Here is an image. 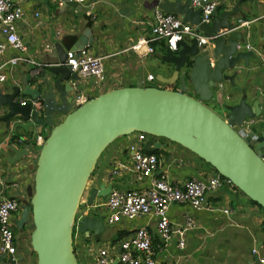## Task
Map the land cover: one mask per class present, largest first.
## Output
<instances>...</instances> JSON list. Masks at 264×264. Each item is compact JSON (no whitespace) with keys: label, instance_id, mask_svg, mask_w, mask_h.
Wrapping results in <instances>:
<instances>
[{"label":"water","instance_id":"water-1","mask_svg":"<svg viewBox=\"0 0 264 264\" xmlns=\"http://www.w3.org/2000/svg\"><path fill=\"white\" fill-rule=\"evenodd\" d=\"M245 1L251 2L236 0L230 10L224 9L223 3L217 4L209 23H201L200 9L189 6V0H154L146 5L149 10L158 8L178 15L182 23L194 26L193 34L179 41L176 51L166 48L155 77L157 83L166 86L178 82L176 91L145 86L139 81L135 86L90 98L72 110L69 93L79 79L64 65L66 51L56 45V62L35 77L34 87L24 81L22 92L16 88L11 94L0 93V107L7 108L2 120L7 125L14 121L25 131L32 129L34 134L38 127L49 128L36 158L30 203L23 207L15 223L16 229L22 230L31 221L30 246L36 264H78L72 239L77 210L92 206L97 198L104 200L112 188L99 184L89 190L85 204L80 205L87 181L106 148L133 133L146 134L144 151L158 153L167 162L171 153L160 140L179 145L264 210V130L254 146L248 137L242 138L234 130L261 115L262 99L258 97L248 105L244 94L229 104L226 102L231 99H223L217 89L223 82L233 85L237 72L230 71L240 63L248 66L253 55L242 48L243 34L232 21ZM67 5L78 7L74 2ZM219 30L228 33L198 45L195 34L211 37ZM91 45L90 31L86 29L71 50ZM20 95L28 100L22 101ZM34 101L39 102V108L32 107ZM215 101L220 104L222 116L206 105ZM56 116L63 119L53 125ZM11 150L15 155L12 161L27 154L25 150ZM76 225L78 233L86 238L92 235L95 240L105 231L100 215L87 213ZM260 245L258 242L255 252ZM8 263L14 264L11 257ZM247 264L264 261L255 253Z\"/></svg>","mask_w":264,"mask_h":264},{"label":"crops","instance_id":"crops-1","mask_svg":"<svg viewBox=\"0 0 264 264\" xmlns=\"http://www.w3.org/2000/svg\"><path fill=\"white\" fill-rule=\"evenodd\" d=\"M92 1V0H90ZM94 20L85 12L83 5L72 8L67 2L57 7L56 4L48 2L30 1L24 3V16L17 23V34L23 39L27 46V56L44 64H54L56 58L54 54L44 53L41 46L44 43H54L59 45L64 51L71 50L78 38L89 29L92 38V45L85 47L92 56H103L104 81L99 87L93 85L92 80L80 79L73 84V91L69 93L70 102L77 94L86 97L95 98L110 90L135 86L137 82L142 81L144 85L147 75H153L154 78L160 72L162 66V57L166 55L165 42L159 41L153 43L154 54L151 56L138 57L131 51L127 50L137 39L149 37L150 25L152 24L153 9L149 10L146 5L154 0H93ZM163 2L165 0H156ZM174 2L175 0H166ZM184 2L185 0H181ZM236 0H216L217 4L223 3L224 9L230 10ZM237 13L232 19L235 25L238 21L249 22L248 26L240 28L244 42L242 47L250 45L254 52L249 59L248 66L240 63L236 69L230 71L237 72L234 78V84L223 82L222 88L218 89L223 99L230 98L226 103L237 102L242 96L247 95L246 102L251 105L258 97L262 99L260 108L261 115L252 120H246L241 127H235L234 130L239 132L246 123L247 127L257 135L264 130V0H251L243 2L239 6ZM38 12V18L34 13ZM176 17L180 18L178 15ZM60 31L58 38H55V32ZM0 36V41H1ZM152 44V45H153ZM11 53V52H9ZM9 53H5L0 61L6 59ZM1 63V62H0ZM30 67L20 65L12 70H5L6 80L0 83V93L11 94L14 89L19 88L23 91V82L29 81L31 87L35 84L30 76ZM46 70V69H45ZM42 77V76H41ZM151 84V83H150ZM155 86L177 90L179 83L171 86L157 83ZM22 101L28 98L19 96ZM212 111L218 110L222 116L220 104L215 102L206 103ZM7 114L5 106L0 107V177L5 184L3 196L6 198H16L21 205L18 213L12 217L16 223L23 207L27 204L30 189L33 186L35 171V161L39 148L33 145L34 131L32 129L24 130L14 121L7 125L2 118ZM62 116H56L53 125L62 121ZM36 132L42 129L49 132V128H36ZM130 137H122L106 148L104 156L97 163L94 170L95 176L92 180V186L84 196V203L89 194V190L96 188L99 184L105 183L118 189H138L147 186L148 181L140 183L132 174H123L120 177L107 181V174L115 162H128L129 152L127 146ZM167 143L166 151L171 153L170 160L165 161L159 154V166L155 176L164 175L168 179L183 181L188 178L204 179L208 175L216 174L215 171L205 162L180 147L170 142ZM25 150L19 160L12 161L15 157L11 150ZM106 179V180H105ZM207 199L215 205L223 208H229L232 211L230 216H222L218 212L195 211L186 205H172L168 209V217L171 222L181 224L184 221V215H191L195 219V227L188 231L185 236V248L179 250L175 242H171L164 252H157L155 244L157 238L154 236L153 245L156 253V259L162 264H247L253 258L251 250H254L257 243L264 245V232L262 230L263 219L259 212L260 208L252 204L239 190L234 187L224 186L217 193L207 196ZM101 203L102 199H98ZM222 202V203H219ZM90 207V206H89ZM81 208V207H80ZM94 211L91 208L82 209ZM101 211H94L97 215ZM26 226V227H25ZM22 229V234L15 232L16 247L18 256L22 258L25 264H36V256L30 246V234L28 224ZM141 226H149V230L154 232V222L149 218L141 217L132 222H123L115 226H109L115 236L100 245L88 243L82 238L77 237L74 241V249L77 260L81 264H93V255L98 249H102L107 244H116L118 233H124L122 239ZM227 227H234L236 232L227 230ZM227 230V231H226ZM18 231V230H17ZM77 234H80L77 232ZM82 237L85 238L83 234ZM154 235V234H153ZM78 236V235H77ZM262 236V238H261ZM247 237L249 239L250 251L235 248L239 240ZM121 240V239H120ZM95 246V248H94ZM235 246V247H234ZM249 250V249H248ZM258 251V250H257ZM256 254L260 257V252ZM5 256L2 260L5 261ZM264 261L262 257H260Z\"/></svg>","mask_w":264,"mask_h":264},{"label":"built area","instance_id":"built-area-1","mask_svg":"<svg viewBox=\"0 0 264 264\" xmlns=\"http://www.w3.org/2000/svg\"><path fill=\"white\" fill-rule=\"evenodd\" d=\"M30 1L48 2L56 4L57 7L63 6L66 2H74L85 7V12L94 20L95 1L90 0H0V59L5 53L9 56L0 61V83L6 80L5 70H12L22 64L30 67V76L34 81L35 77L41 75L47 66L33 58L27 56V46L23 39L17 34V23L24 16L23 5ZM216 0H189V6L200 9L201 23H209L211 13L216 8ZM39 13L35 12L34 17L38 18ZM249 22L239 20L236 29L248 26ZM194 26L189 23H182L181 19L173 14L165 13L155 8L152 13V24L150 25L149 37L137 39L127 50L138 57L151 56L155 50L152 46L154 42L164 41L166 48L174 52L177 50V43L187 35H192ZM228 31L219 30L213 36L197 35L198 45L213 42L218 37L226 35ZM60 31L55 32L58 38ZM54 43H44L41 51L50 53L55 50ZM240 48V47H238ZM245 51L254 52L250 45L242 47ZM104 57L92 56L84 48L82 50H69L66 52L64 65L71 73H76L78 79L92 80L93 85L99 87L104 81ZM155 78L153 75L146 76V82L151 86ZM144 85V84H143ZM221 89V84L218 85ZM264 88V81H263ZM89 100L88 97L77 94L71 101L72 110L78 108ZM23 105L24 102H21ZM33 108H39L37 101L31 102ZM245 124V123H244ZM246 123L245 127L239 130L242 138L248 137L250 145L254 146L259 141V135L250 130ZM48 131L40 129L35 132L33 145L39 149L43 145ZM127 151L129 152L128 162H115L107 174V181L120 177L123 174H132L136 180L148 184L144 188L138 189H118L112 187L106 198L101 203L90 207L82 208L96 211L97 215H102L108 226H115L123 222H132L135 219L146 217L154 222V232L149 230V226H141L135 229L130 236L119 240L116 244H107L102 249H98L93 255V264H162L156 259L153 240L157 238L155 244L156 251L164 252L171 242H175L179 250L185 248V234L195 227V219L191 215H184L181 224L173 223L168 217V209L172 205H186L195 211L218 212L223 216H230L232 211L212 204L207 196L214 194L221 187L232 184L220 177L218 174L208 175L204 179L188 178L183 181L168 179L167 176H155L158 170L159 159L154 154L144 151V143L148 136L144 133L131 134ZM167 142V141H165ZM38 155V154H37ZM106 180V179H105ZM4 182L0 177V264H9L8 258L11 257L14 264H25L18 256L15 237V224L12 217L21 209L20 202L16 198H6L3 196ZM76 218V223L86 215V210ZM154 234V235H153ZM254 253L255 250L253 251ZM5 261L2 260L3 257Z\"/></svg>","mask_w":264,"mask_h":264},{"label":"rangeland","instance_id":"rangeland-1","mask_svg":"<svg viewBox=\"0 0 264 264\" xmlns=\"http://www.w3.org/2000/svg\"><path fill=\"white\" fill-rule=\"evenodd\" d=\"M150 85H152V86H155V85H157L156 84V81H154L153 83H151ZM162 85V84H161ZM215 112L216 113H218V110H215ZM48 134H46L45 136H47ZM116 141V140H115ZM114 141V142H115ZM162 143L164 142L162 139L160 140ZM113 142V143H114ZM167 143H165V145L163 146V148L165 149L166 147H167V145H166ZM105 153H106V151H105ZM104 153V154H105ZM104 154H102V156L100 157V159L104 156ZM262 158L264 159V153H263V155H262ZM100 159L98 160V162L100 161ZM94 171V170H93ZM94 176H95V174H93ZM93 175H91L90 176V178L88 179V181H87V184H86V187H85V190H84V194H83V196H82V198H81V201H80V205L81 204H83L84 203V196L87 194V192H88V189L92 186V180H93ZM217 193V192H216ZM32 194H33V186H32V188L30 189V192H29V197H28V200L27 201H29L30 199H31V196H32ZM98 199H100V198H97L96 199V203L97 202H99V200ZM26 201V202H27ZM219 203V202H218ZM220 203H222V202H220ZM219 203V204H220ZM25 204H27V203H25ZM27 205H29V204H27ZM27 205H25V206H27ZM82 211H81V208L79 207L78 208V210H77V213H76V218H78V216L80 215V213H81ZM93 213H94V211H89L88 212V215H90V216H92L93 215ZM259 214H260V216L262 217V219H263V224H264V210L262 211V212H259ZM223 216V215H222ZM102 221L104 222V225H105V231L99 236V242H98V244L97 245H100V244H102V243H104V242H106V241H108L109 239H110V236H115V232H113L112 231V229L106 224V222H105V218H104V216L102 215ZM31 226H32V224H31V221H29L28 222V227H29V230L32 232V228H31ZM26 227V226H25ZM24 227V228H25ZM228 229L227 230H231L232 232H236L237 233V229L236 228H234V227H227ZM226 230V231H227ZM24 231V229H22V230H16V233L18 234H22V232ZM78 235V236H77ZM77 237H79V238H82V240L83 241H86V242H88V243H96L95 241V238H94V236H90L89 238H84V237H82V235L81 234H77V225H76V223H74L73 224V228H72V239H73V246H74V241L77 239ZM261 238H262V236H261ZM249 239L247 238V237H245V238H243L242 240H239V244H238V246H234L235 248H237V249H240V250H245V251H250V247H248V245H249ZM94 248H95V246H94ZM249 249V250H248ZM254 250H251V257L253 258V256H254V252H253ZM258 251L260 252V257H262L263 259H264V245L263 244H261L259 247H258ZM257 251V252H258ZM76 256V255H75ZM77 259V258H76ZM77 262H78V264H81L80 262H79V260H77Z\"/></svg>","mask_w":264,"mask_h":264},{"label":"trees","instance_id":"trees-1","mask_svg":"<svg viewBox=\"0 0 264 264\" xmlns=\"http://www.w3.org/2000/svg\"><path fill=\"white\" fill-rule=\"evenodd\" d=\"M155 43V42H154ZM152 46H154V44L152 45ZM154 155H156V157H158L159 155H158V153H154ZM36 162V161H35ZM98 163V162H97ZM97 167V164H96V166H95V168ZM95 170V169H94ZM93 173H94V171H93ZM93 173L91 174V175H93ZM250 201V200H249ZM252 204H254V205H256L254 202H252V201H250ZM27 204H29L30 203V200L29 201H27L26 202ZM258 206V205H257ZM259 208H260V210H262L263 211V209L260 207V206H258ZM31 228H32V226H31ZM17 230V229H16ZM16 230H15V232H16ZM262 230H263V232H264V224H263V226H262ZM124 236V233H118V237H117V240H120V239H122V237Z\"/></svg>","mask_w":264,"mask_h":264},{"label":"flooded vegetation","instance_id":"flooded-vegetation-1","mask_svg":"<svg viewBox=\"0 0 264 264\" xmlns=\"http://www.w3.org/2000/svg\"><path fill=\"white\" fill-rule=\"evenodd\" d=\"M40 128H46V127H40Z\"/></svg>","mask_w":264,"mask_h":264}]
</instances>
